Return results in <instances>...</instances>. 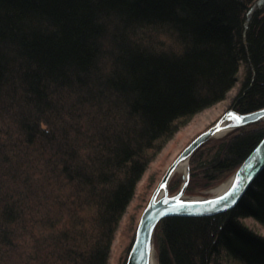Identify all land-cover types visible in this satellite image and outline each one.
Returning <instances> with one entry per match:
<instances>
[{"label":"trees","instance_id":"trees-1","mask_svg":"<svg viewBox=\"0 0 264 264\" xmlns=\"http://www.w3.org/2000/svg\"><path fill=\"white\" fill-rule=\"evenodd\" d=\"M239 64L234 109L264 107V0H0V264H107L148 163ZM263 134L242 126L211 158L196 153L186 192L237 168ZM245 216L264 227V172L233 209L161 219L158 263L223 251L264 264Z\"/></svg>","mask_w":264,"mask_h":264},{"label":"water","instance_id":"water-1","mask_svg":"<svg viewBox=\"0 0 264 264\" xmlns=\"http://www.w3.org/2000/svg\"><path fill=\"white\" fill-rule=\"evenodd\" d=\"M264 119V107L239 112L227 110L214 124L199 133L169 165L140 216L134 241L125 264H149L154 252V233L158 222L166 217L212 216L237 207L264 172V134L246 155L234 174L230 187L216 196L201 199H186L185 189L189 180V167L180 188L169 192V183L182 161L189 162L191 156L222 127L226 132ZM225 132V133H226ZM223 197L224 199H221Z\"/></svg>","mask_w":264,"mask_h":264},{"label":"rangeland","instance_id":"rangeland-1","mask_svg":"<svg viewBox=\"0 0 264 264\" xmlns=\"http://www.w3.org/2000/svg\"><path fill=\"white\" fill-rule=\"evenodd\" d=\"M244 66L239 64L237 69V80L229 87L224 97L212 105L196 112L187 123L179 127L173 136L165 143L156 156L148 163V166L137 181L133 196L129 200L124 212L122 213L117 227L115 229L113 239L111 241L107 264H125L128 253L134 241L137 225L143 209L147 205L153 191L164 175L169 165L176 156L187 146L199 133L214 124L227 110L233 108L234 98L240 89V78H242ZM264 123V119L251 123ZM249 124V125H251ZM247 126V125H246ZM233 131V130H231ZM231 131L220 136L211 137L206 141L192 156L199 152L200 158L210 157L216 149L217 142L224 138ZM210 150V151H209ZM191 158L188 162L189 173L191 169ZM211 158V157H210ZM197 162V161H195ZM239 167V166H238ZM237 167V168H238ZM237 168L228 171L221 179L213 183L211 186L197 188L192 192H186L187 197H209L215 192V189L224 184L228 179L234 176ZM183 181L182 174H174L169 183V192L175 193L181 186ZM171 184H175L176 188L170 191ZM187 187V186H186ZM240 220L252 231L264 235V227L251 216L241 217ZM156 230V229H155ZM154 256L158 263L157 248L155 245L154 233ZM212 264H240L236 259L227 256L223 251L215 255Z\"/></svg>","mask_w":264,"mask_h":264},{"label":"bare ground","instance_id":"bare-ground-1","mask_svg":"<svg viewBox=\"0 0 264 264\" xmlns=\"http://www.w3.org/2000/svg\"><path fill=\"white\" fill-rule=\"evenodd\" d=\"M226 132L225 128L222 127L219 131H217L215 133L216 136H220L222 134H224ZM187 170H188V163L187 161H182L181 163H179V165L177 166L176 168V171H175V174H182V176H185L186 173H187ZM234 180V176H232L230 179H228L224 184H222L221 186H219L218 188L215 189V192L212 196H216V195H219L223 192H225L229 187L230 185L232 184ZM202 197H186V199H201ZM149 264H157V261L155 259V256H154V252H152V255H151V261Z\"/></svg>","mask_w":264,"mask_h":264},{"label":"snow or ice","instance_id":"snow-or-ice-1","mask_svg":"<svg viewBox=\"0 0 264 264\" xmlns=\"http://www.w3.org/2000/svg\"><path fill=\"white\" fill-rule=\"evenodd\" d=\"M221 199H224L223 197H221Z\"/></svg>","mask_w":264,"mask_h":264}]
</instances>
